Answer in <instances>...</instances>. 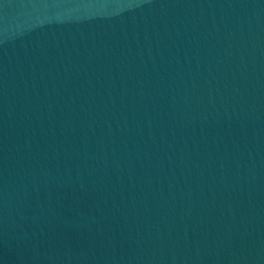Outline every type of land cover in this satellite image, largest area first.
Returning a JSON list of instances; mask_svg holds the SVG:
<instances>
[{
	"label": "water",
	"instance_id": "95a60500",
	"mask_svg": "<svg viewBox=\"0 0 264 264\" xmlns=\"http://www.w3.org/2000/svg\"><path fill=\"white\" fill-rule=\"evenodd\" d=\"M0 264H264V0H0Z\"/></svg>",
	"mask_w": 264,
	"mask_h": 264
}]
</instances>
